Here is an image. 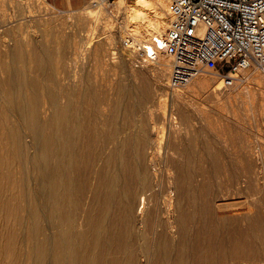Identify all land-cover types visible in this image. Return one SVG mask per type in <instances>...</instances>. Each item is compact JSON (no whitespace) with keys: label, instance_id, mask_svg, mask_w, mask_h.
<instances>
[{"label":"bare ground","instance_id":"1","mask_svg":"<svg viewBox=\"0 0 264 264\" xmlns=\"http://www.w3.org/2000/svg\"><path fill=\"white\" fill-rule=\"evenodd\" d=\"M9 1L22 8L15 12L18 18L5 20V12L0 18V27L14 35L0 43V233L8 238L9 264H255L257 253L264 259V215L255 214L252 203H243L238 194H218L214 178L219 172L196 168L216 163L170 154L162 166L156 154H147L157 149L153 142L160 130L153 122L140 124L141 130L134 122L129 132L122 128L125 119L116 117L123 120L121 126L110 121L119 110L114 111L113 100L124 92L119 86V92L110 91L116 86L114 74L131 78L130 94L143 104L153 94L164 96L160 116L171 124L175 115H167L169 101L176 106L192 101L197 91L230 89L221 87L211 64L184 87L170 88L172 58L154 46L168 26L163 18L168 0H115L116 12L92 0L66 15L74 22L70 32L55 27L56 19L49 17L39 19L40 34L17 38L21 19L34 20L35 5ZM138 43L154 50L155 59L139 60L133 47ZM120 45L126 47L116 62L113 49ZM84 58L111 87L101 92L106 95L100 129L98 120L90 121L94 116L83 114ZM125 107L121 112L128 115L131 108ZM188 116L184 122L191 125L193 116ZM78 155L82 172H88L80 183L73 175ZM256 157L264 167V154ZM83 184L92 197L87 208ZM216 229L222 236L212 235Z\"/></svg>","mask_w":264,"mask_h":264},{"label":"rangeland","instance_id":"2","mask_svg":"<svg viewBox=\"0 0 264 264\" xmlns=\"http://www.w3.org/2000/svg\"><path fill=\"white\" fill-rule=\"evenodd\" d=\"M91 1L92 0H70V2L68 0H29L30 3L35 5L31 12V17H33L34 20L27 22L25 19H21V21L24 22L23 31L18 30L16 32V38L19 36L26 37L30 33L40 34L43 24L39 19H46L49 17H54V19H56L54 22L55 27L62 26L63 31H67L66 33H68L71 31L74 22L72 17H67L66 15L77 9L83 10ZM134 1L135 0H127L128 3H133ZM38 4L41 6L39 7ZM20 9L22 8L15 3H10L9 0H0V18L3 17V12L7 13V15L4 16L6 17L4 18L5 20L9 18L7 17L8 15L18 18L15 12ZM110 9L115 12L117 11V8L113 6H109V10ZM163 18L167 22V14ZM13 37L14 35L9 29L0 27V43L5 40H11ZM130 46H132V44H130ZM125 47L120 45L113 49L118 51L115 53L118 56L113 58L116 62H120L119 53L121 50H124ZM84 60H86V58H84ZM86 61L83 70V114L85 111L87 114L89 113V116L87 115L88 119L91 115L94 116L95 118L91 117L92 119L90 118V121L98 120L99 123L97 125L100 126L97 127L100 129L103 127L102 122L105 121L102 119L101 106L102 100H104L103 97L106 95L104 93L103 95L101 92L107 93L109 91V86L106 84L108 78L106 79L105 76L106 82H102L104 78L100 75L96 77L95 71L91 68V60L87 59ZM135 61H137L136 58ZM121 74L123 75L121 76ZM121 74H114L117 87L113 86L110 91L115 92L116 89L118 90L120 87V92H124L119 96L120 99L117 98L118 96L116 97V105L118 106L115 105L116 98H114L112 107H114V111H117L118 107L120 110H118V113H120L121 110L124 111L121 109V106L125 107L124 105H127L125 108L129 106L131 110L129 113L130 115L121 112V118L119 117L120 115H117L118 113L114 112L116 115L114 114L110 119L112 123H118V126L123 124L122 128L131 132L134 129V122L138 123L137 130H141L140 124L145 123L147 126L150 122H153V124H155V129L160 130L159 135L155 133L154 138L157 140L153 142V145H155L157 149H149L148 152L146 151L147 154H156L162 166V161L167 160L170 154H184L189 156V159L192 157V162L194 163H197L195 160H200L199 163H203L206 158L213 161L216 163L213 166L198 165L196 168L210 171L213 169V171L220 173L214 178L215 191L220 195L229 197L238 194V197H240L243 203H252L250 206H252V210L254 209L253 212L258 211L255 214L260 213L264 215V167L257 165V163L261 161L256 157L264 154V72L262 70L254 73L253 69H249L243 72V77H241L238 82L241 83V86H238V88L236 85L237 83L233 88L229 86L230 89L225 88L226 91L223 92V94L219 93V88H211L206 92L197 91L198 93L196 92L193 98H191L192 101L187 100L180 105L175 106L169 101L167 115L171 117L175 115L173 119L174 123L172 124L168 123L169 120H162L160 116L163 110L159 102L164 96L159 95L161 97H155L154 95L156 94H153L146 101L144 100V104L141 103L143 101L137 99L136 94H130L133 91V82L131 78L124 72ZM119 81L122 84H119ZM219 84L223 87L220 78ZM97 92L101 94L99 95ZM95 95H99L98 101H96L97 97ZM94 96L96 98H94ZM91 97L93 98V102L90 101ZM118 102L122 105H119ZM189 106H191V110L193 109V111L189 110ZM100 115L102 117L99 118L98 116ZM188 115L193 116L192 122L190 123L191 125H186L185 123L187 122H184L189 118ZM123 116L127 117L124 118ZM116 117L120 120L122 118L125 119V124H121L123 120L117 122L118 118ZM98 121H94V123ZM160 125H163V127L159 128ZM170 146H172L173 149L169 148ZM79 158L80 164H78L79 162L77 160L73 175L74 179L77 181L79 179L80 183V181L83 182L88 172H82L83 160L81 161V158H83V156ZM51 162H55L54 158H51ZM255 171L260 172L259 174H253ZM80 177H82L81 179L83 180H81ZM235 179H237V181ZM76 188V183H73L72 192H74V194ZM91 199L90 191L83 184V206L87 208V204ZM101 201L99 196V199H96L95 207L100 205ZM232 201L234 202V199H232ZM232 201L229 200L230 203H232ZM255 208L257 209L255 210ZM87 214V209H83V219H88ZM83 229L87 231L88 225L83 226ZM212 235L218 238L222 236V231L216 229ZM149 239L150 233L144 236L143 241ZM7 242L8 238L6 237V233H0V264L10 263V257L6 255L5 249ZM200 242L203 244V241ZM89 249L94 253L98 251V247L94 248L91 246ZM203 249H205V245L200 247V250ZM112 254L114 255V253ZM257 254L258 259L255 264H264V259L259 253ZM24 257L25 255L23 258Z\"/></svg>","mask_w":264,"mask_h":264},{"label":"built area","instance_id":"3","mask_svg":"<svg viewBox=\"0 0 264 264\" xmlns=\"http://www.w3.org/2000/svg\"><path fill=\"white\" fill-rule=\"evenodd\" d=\"M115 0H93L94 5ZM168 26L154 38L173 61L172 89L182 88L212 64L224 87L255 67L264 71V0H168ZM139 60L155 59L146 44L133 46Z\"/></svg>","mask_w":264,"mask_h":264},{"label":"crops","instance_id":"4","mask_svg":"<svg viewBox=\"0 0 264 264\" xmlns=\"http://www.w3.org/2000/svg\"><path fill=\"white\" fill-rule=\"evenodd\" d=\"M238 82H239V80H238ZM237 84H238V85H237ZM237 84H236L237 87H238V86H241V85H240L241 83H237ZM236 85H234L233 87H235ZM231 87H232V86H231ZM233 87H232V88H233ZM238 88H239V87H238Z\"/></svg>","mask_w":264,"mask_h":264}]
</instances>
